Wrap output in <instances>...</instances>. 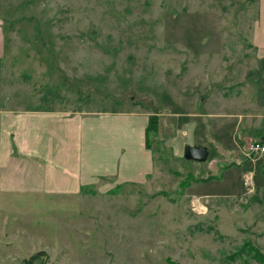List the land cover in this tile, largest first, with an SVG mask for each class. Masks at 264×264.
I'll return each mask as SVG.
<instances>
[{"label":"rangeland","instance_id":"obj_1","mask_svg":"<svg viewBox=\"0 0 264 264\" xmlns=\"http://www.w3.org/2000/svg\"><path fill=\"white\" fill-rule=\"evenodd\" d=\"M256 2L0 0V108L133 110L157 113L161 126L146 185L0 192V264H259L243 247L264 255V162L233 145L229 157L218 149L217 167L211 151L205 163L183 161L179 133L195 122L203 138L199 115L247 110L222 97L247 98ZM188 174L211 179L181 189Z\"/></svg>","mask_w":264,"mask_h":264},{"label":"crops","instance_id":"obj_2","mask_svg":"<svg viewBox=\"0 0 264 264\" xmlns=\"http://www.w3.org/2000/svg\"><path fill=\"white\" fill-rule=\"evenodd\" d=\"M248 47L255 63L254 69L246 74L250 81L247 98L245 89L237 92L236 98L228 93L222 97L225 98L222 104H244L247 110L199 115L203 117L204 133L210 136L205 138L204 134L201 138L202 127L195 122L184 133L179 131L181 136L186 135L182 157L186 146H204L208 157L209 151L215 152L216 158L212 157L209 165L217 167L218 149L229 157L233 145L245 157L241 143L264 145V0L256 2V19ZM4 51L5 34L0 28V60ZM148 118V113L133 110L0 108V192L76 196L91 185H102L100 190L104 193L110 192L114 185H146L154 171V155L145 143ZM246 132H259L261 137L254 138L252 134L245 138L241 133ZM234 133L237 134L232 144L229 136ZM238 134L242 136L239 140ZM246 159L252 165L264 162V156ZM226 163L240 164L237 160ZM260 191H264L263 186Z\"/></svg>","mask_w":264,"mask_h":264},{"label":"trees","instance_id":"obj_3","mask_svg":"<svg viewBox=\"0 0 264 264\" xmlns=\"http://www.w3.org/2000/svg\"><path fill=\"white\" fill-rule=\"evenodd\" d=\"M160 116H158V114H152V115H149V118H148V125L146 127V130H145V143H146V147H148V149H151V143L152 141L156 138V136H158L159 134V130H160V119H159ZM162 141L158 143V147L160 148V145H161ZM163 144V143H162ZM185 161V160H183ZM190 162V161H189ZM209 178L207 179H198L196 180V177L194 178L191 174H188L185 178H186V181L185 183H180L179 185L181 186V189H184L185 187L188 186V184L191 182V181H200V182H207V180H210L211 179V176H208ZM189 179V180H188ZM181 193V192H180ZM247 252V254H251L252 255V259H254L257 263L259 264H264V255H262V253L259 251V249H257L256 247L250 245V244H245L244 247H243V253L244 252ZM41 255V254H40ZM37 256L39 255H35L33 256L28 264H30L31 262L35 261ZM41 260V259H40ZM39 264H43L42 262H39ZM167 264H179L175 261H171V259H168L167 260Z\"/></svg>","mask_w":264,"mask_h":264},{"label":"built area","instance_id":"obj_4","mask_svg":"<svg viewBox=\"0 0 264 264\" xmlns=\"http://www.w3.org/2000/svg\"><path fill=\"white\" fill-rule=\"evenodd\" d=\"M244 155L247 158L253 159V157L264 156V145L261 142H250L246 145ZM252 176L246 175L244 185L248 186L249 193L253 192V185L251 184Z\"/></svg>","mask_w":264,"mask_h":264},{"label":"water","instance_id":"obj_5","mask_svg":"<svg viewBox=\"0 0 264 264\" xmlns=\"http://www.w3.org/2000/svg\"><path fill=\"white\" fill-rule=\"evenodd\" d=\"M183 159L200 164L205 163L208 159V151L204 146H186L183 151Z\"/></svg>","mask_w":264,"mask_h":264}]
</instances>
